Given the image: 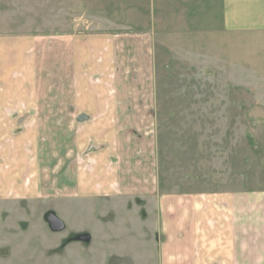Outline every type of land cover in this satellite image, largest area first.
I'll return each mask as SVG.
<instances>
[{
    "label": "crops",
    "instance_id": "1",
    "mask_svg": "<svg viewBox=\"0 0 264 264\" xmlns=\"http://www.w3.org/2000/svg\"><path fill=\"white\" fill-rule=\"evenodd\" d=\"M149 1L117 0L114 29L0 37V203L135 206L159 264H264L263 190L160 192L155 92L157 45L264 38V0Z\"/></svg>",
    "mask_w": 264,
    "mask_h": 264
},
{
    "label": "rangeland",
    "instance_id": "2",
    "mask_svg": "<svg viewBox=\"0 0 264 264\" xmlns=\"http://www.w3.org/2000/svg\"><path fill=\"white\" fill-rule=\"evenodd\" d=\"M101 1L0 0V37L117 28L121 5ZM128 6L134 19L135 7ZM141 6L150 14L149 0ZM211 43L194 37L168 43L167 37L157 45L156 173L162 194L264 191V38L237 36L225 51ZM150 206L155 209L154 202ZM51 212L64 230L52 229ZM152 213L142 223L135 206L108 216L84 203L1 202L0 264H159L160 222ZM74 231L94 238L80 239Z\"/></svg>",
    "mask_w": 264,
    "mask_h": 264
},
{
    "label": "water",
    "instance_id": "3",
    "mask_svg": "<svg viewBox=\"0 0 264 264\" xmlns=\"http://www.w3.org/2000/svg\"><path fill=\"white\" fill-rule=\"evenodd\" d=\"M49 223L51 224L52 226V229L56 232H60L62 230H64V224L63 222L57 218L56 216L52 215L50 218H49Z\"/></svg>",
    "mask_w": 264,
    "mask_h": 264
}]
</instances>
